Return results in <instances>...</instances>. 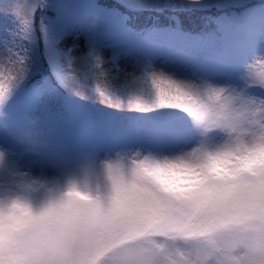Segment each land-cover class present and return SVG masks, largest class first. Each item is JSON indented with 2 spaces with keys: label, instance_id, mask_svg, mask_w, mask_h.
<instances>
[{
  "label": "snow or ice",
  "instance_id": "snow-or-ice-1",
  "mask_svg": "<svg viewBox=\"0 0 264 264\" xmlns=\"http://www.w3.org/2000/svg\"><path fill=\"white\" fill-rule=\"evenodd\" d=\"M0 264H264V0L0 8Z\"/></svg>",
  "mask_w": 264,
  "mask_h": 264
},
{
  "label": "rangeland",
  "instance_id": "rangeland-1",
  "mask_svg": "<svg viewBox=\"0 0 264 264\" xmlns=\"http://www.w3.org/2000/svg\"><path fill=\"white\" fill-rule=\"evenodd\" d=\"M21 3H24L25 0H20ZM13 3V0H0V8L2 9H10L11 5ZM39 14L37 13V16ZM152 18V14L151 13H145L142 18H141V22L142 23H148L150 21V19Z\"/></svg>",
  "mask_w": 264,
  "mask_h": 264
},
{
  "label": "trees",
  "instance_id": "trees-1",
  "mask_svg": "<svg viewBox=\"0 0 264 264\" xmlns=\"http://www.w3.org/2000/svg\"><path fill=\"white\" fill-rule=\"evenodd\" d=\"M211 14V13H209ZM202 14H195L193 16L189 17V23L193 26V27H197L199 24V16Z\"/></svg>",
  "mask_w": 264,
  "mask_h": 264
}]
</instances>
